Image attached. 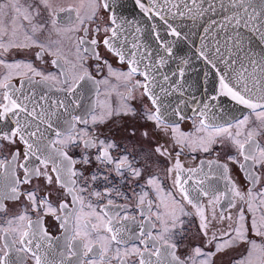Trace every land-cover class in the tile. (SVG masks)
I'll list each match as a JSON object with an SVG mask.
<instances>
[{
    "label": "snow or ice",
    "instance_id": "1",
    "mask_svg": "<svg viewBox=\"0 0 264 264\" xmlns=\"http://www.w3.org/2000/svg\"><path fill=\"white\" fill-rule=\"evenodd\" d=\"M133 3L0 0V264H264V0Z\"/></svg>",
    "mask_w": 264,
    "mask_h": 264
},
{
    "label": "flooded vegetation",
    "instance_id": "2",
    "mask_svg": "<svg viewBox=\"0 0 264 264\" xmlns=\"http://www.w3.org/2000/svg\"><path fill=\"white\" fill-rule=\"evenodd\" d=\"M64 3H74V4H79L80 3V0H63ZM86 3H87V0H85V8L82 10V12H86L87 11V7H86ZM103 16L106 18L107 17V13H103ZM101 53L103 55H105L114 65H115V58L113 56H111V54H109L107 52L106 49L104 48H101ZM19 58V57H17ZM11 59V57H10ZM47 67V66H46ZM2 71V70H0ZM115 96L113 97V101L115 102ZM186 128H190V125L186 124L185 125ZM198 155V158H199V154ZM236 178L238 180V182L243 186L246 184V182L244 181L243 177L240 176L238 173L236 174ZM234 211V210H233ZM55 222L51 220V218H48V226H49V230L52 231L54 234L58 232V229L54 226ZM223 225H217V227H222ZM237 258L239 257V253L236 254Z\"/></svg>",
    "mask_w": 264,
    "mask_h": 264
},
{
    "label": "water",
    "instance_id": "3",
    "mask_svg": "<svg viewBox=\"0 0 264 264\" xmlns=\"http://www.w3.org/2000/svg\"><path fill=\"white\" fill-rule=\"evenodd\" d=\"M118 6L115 9L117 14L128 17L136 16L139 18V12L135 8L133 0H117Z\"/></svg>",
    "mask_w": 264,
    "mask_h": 264
}]
</instances>
